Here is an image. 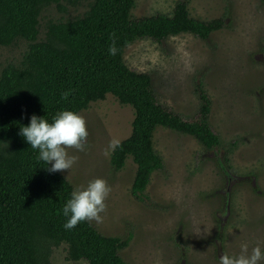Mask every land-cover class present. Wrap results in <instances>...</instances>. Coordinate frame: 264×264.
Wrapping results in <instances>:
<instances>
[{
	"label": "rangeland",
	"instance_id": "obj_1",
	"mask_svg": "<svg viewBox=\"0 0 264 264\" xmlns=\"http://www.w3.org/2000/svg\"><path fill=\"white\" fill-rule=\"evenodd\" d=\"M175 1L134 0L130 15L170 13ZM182 1L191 16H223L225 26L206 39L190 33L159 43L137 39L125 47L123 60L147 72L158 100L185 116L196 113V89L202 83L211 98L209 122L221 145L205 149L191 135L157 127L153 146L164 169L152 173L147 198L138 200L130 193L131 158L115 170L110 153L104 154L110 140L129 135L133 109L107 94L80 111L87 144L84 151L68 150L78 161L61 171L75 189L94 178L106 180L111 193L103 223L92 222L104 235L128 239L120 254L129 264H218L222 254H238L245 242L249 251L259 245L264 253V0ZM81 10L53 6L43 11L39 37L47 18ZM25 45L20 40L0 46V68L17 61ZM50 261L89 264L68 260L64 244L53 248Z\"/></svg>",
	"mask_w": 264,
	"mask_h": 264
},
{
	"label": "trees",
	"instance_id": "obj_2",
	"mask_svg": "<svg viewBox=\"0 0 264 264\" xmlns=\"http://www.w3.org/2000/svg\"><path fill=\"white\" fill-rule=\"evenodd\" d=\"M53 6L62 12L82 10L47 18L39 37L42 13ZM133 6L134 0H0V46L26 43L17 61L0 68V264H51L52 250L61 244L71 261L129 264L120 254L128 239L104 235L88 221L64 228L68 217L63 208L75 187L61 171L49 172L51 164L39 160L38 149L19 135L33 114L51 123L57 112L80 113L107 94L130 105L131 131L110 152L109 162L119 170L131 158L130 193L141 201L147 198L152 173L164 169L153 146L157 127L191 135L205 149L221 145L209 122L211 98L202 83L197 84L196 113L185 116L158 100L150 75L129 68L123 52L142 38L159 43L190 33L206 39L225 26L224 17L195 18L185 1L176 0L170 13L133 18ZM113 40L114 56L109 54ZM224 161H229L227 155Z\"/></svg>",
	"mask_w": 264,
	"mask_h": 264
},
{
	"label": "clouds",
	"instance_id": "obj_3",
	"mask_svg": "<svg viewBox=\"0 0 264 264\" xmlns=\"http://www.w3.org/2000/svg\"><path fill=\"white\" fill-rule=\"evenodd\" d=\"M115 34L113 33V36ZM115 40L109 47V54L116 55ZM71 90L63 92L62 98L67 99ZM22 135L31 148L38 149V159L47 165L51 164L49 172H57L72 169L78 161V156L69 155V149L84 151L87 144L88 131L85 118L71 110H62L56 113L49 123L44 117L32 115L28 126L20 128ZM118 139L109 141L105 155L115 151L120 146ZM111 193V187L103 178H94L86 186H80L71 193V198L63 208V214L68 217L64 224L65 229H73L79 223L95 221L103 223L101 213L106 211L105 203ZM264 260L261 247L256 245L249 251L248 243H241L238 254L224 253L220 256L218 264H259Z\"/></svg>",
	"mask_w": 264,
	"mask_h": 264
}]
</instances>
